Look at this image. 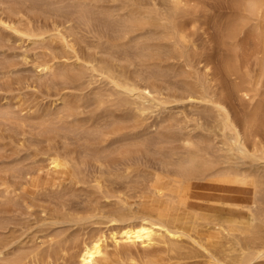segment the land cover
<instances>
[{
  "label": "bare ground",
  "instance_id": "bare-ground-1",
  "mask_svg": "<svg viewBox=\"0 0 264 264\" xmlns=\"http://www.w3.org/2000/svg\"><path fill=\"white\" fill-rule=\"evenodd\" d=\"M185 1L0 0V99H7L0 102V264H55L68 258L67 245L77 249V264L134 261L138 247L171 263L183 264L194 248L205 264L264 262V120L253 108L264 89V0H233L236 18L226 12L232 19L226 15L230 22L219 30L226 41L216 38L231 46L223 64L235 90L254 104L244 116L225 96L233 87L229 94L209 77L219 65L206 72L212 66L204 59L200 66L202 44L190 34L199 17ZM186 14L197 22L190 30ZM247 29L260 39L251 37L263 53L255 54L259 70L252 53L244 62L255 69H244L238 52ZM13 36L28 52L42 49L33 58L23 51L34 79L15 68ZM178 102L198 115L175 118ZM118 181L123 186L114 188ZM46 190L61 201L39 200L36 193ZM37 203L49 230L41 240L24 236ZM85 224L96 225L88 236L55 239ZM149 258L145 264L158 259Z\"/></svg>",
  "mask_w": 264,
  "mask_h": 264
},
{
  "label": "rangeland",
  "instance_id": "rangeland-1",
  "mask_svg": "<svg viewBox=\"0 0 264 264\" xmlns=\"http://www.w3.org/2000/svg\"><path fill=\"white\" fill-rule=\"evenodd\" d=\"M185 1V0H184ZM187 1H188V3H187ZM217 1L218 0H186L185 2L186 3H184L185 5V10H187V11H189V9H191V10H193L192 8H194V10H193V12H194V14L195 15H198V19H195L196 21L197 20H199L198 21V28H196V25H194V26H192L191 24H195V23H197L195 20H194V17H195V15L193 14V12L192 11H189L188 12V14L189 13H191V14H193L192 16H194L193 18H192V16H190L189 15V17L187 16V14H186V16H187V18L188 19H186V21H188L189 19V21H188V28L189 27H191L192 26V28H194V32L192 31L191 32V30H190V28H189V30H190V34H191V36H193L192 38L195 40V42H196V44H199L198 46H200L201 44V46L200 47H198V48H200V49H202L203 50V52H202V50H198L197 52H198V59L201 57V55L199 56V54H201V53H203L202 54V56H204V57H202V59H201V61L203 60V61H210V63H212V64H208V62L206 63V61L204 62V63H200V66H206V64H208V66L209 65H211L212 67H210L211 68V70H209L210 68H207L206 67V69L204 68V70L207 72V71H212V70H214V69H216V67H217V69H219V71H218V73L219 72H223V73H221V77L220 76H215V75H217V73L214 75V72H216V70L215 71H212V73L209 75V77H211L212 78V81L219 87V88H221L218 84H220L221 83V81H222V83L220 84L223 88H221V89H223V90H225L226 89V91H228L229 89H230V86L231 87H233V88H231L229 91L231 92V90H232V92H231V94H230V92L228 91V93L230 94V95H228L227 94V92L225 93V92H223V93H225V96L226 97H228V96H232V97H230L231 98V100H232V102H234L233 103V105H234V109H235V111H238L239 109V111H242V112H240L239 113V111L237 112L238 114H240V116L242 115V114H246V115H248V114H250L252 111H253V108H255L254 110H257L258 112H260V110H261V114L260 115H264V110H262V109H264V89H261V91H260V94H262V98H263V100L261 99V96H260V94H259V96H257V98H259V101H258V99H255L256 101L254 102V104L256 105V103L257 104H260V105H254V107H253V105L250 103V104H248L249 103V101H247L246 99H244V98H241L240 97V93H237V91L235 90V87H234V84H233V77H235V75L234 74H231L230 75V73H229V71L227 70V72L228 73H226L225 72V64H223L224 63V56L226 57V55L225 54H227L228 55V53L229 52H227V50H229L230 51V49L229 48H231V46L229 47L228 45L229 44H227V45H223L224 43L223 42H225L226 41V38H225V35H222V34H220V33H222L223 32V27H222V29H220L221 28V24H222V22L224 23L225 22V20H226V22L228 21V22H230V20L227 18V16L226 15H228V14H230V12L232 13V11L235 13L236 11V7L234 6V5H236V3H234V2H236L235 0H234V2H233V0H222V1H220L222 4H221V6H218L219 5V1H218V3H217ZM228 1L230 2L229 3V5L230 6H234V7H232L231 9H229L230 8V6L228 5ZM189 2H190V4H189ZM233 2V3H232ZM218 4V5H217ZM188 5V6H187ZM191 5H194L195 7H193V6H191ZM187 7H189V8H187ZM235 8V9H234ZM230 10H232V11H230ZM187 11H186V13H187ZM230 11V12H229ZM226 12L228 13V14H226ZM234 13H232V14H230V15H233ZM236 14L237 13H235V15H233L232 17H235L236 18ZM230 15H228L229 17H231ZM224 16H226V17H224ZM232 17L230 18V19H232ZM196 18H197V16H196ZM226 18V19H225ZM191 19L193 20L192 22L193 23H190L191 22ZM233 20H234V18H233ZM225 22V24H227ZM232 22V21H231ZM225 24H223V26L226 28V26H225ZM191 25V26H190ZM196 28V29H195ZM0 30L2 31V29L0 28ZM219 30H221L220 31V33H219ZM225 30V29H224ZM248 31H250L251 32V34H253V32H255V31H251V29L249 30V29H247ZM247 30H246V32H247ZM197 31V32H196ZM250 32L249 33H247V35L249 36V38H251V37H255L254 39H256V41H257V43L259 44V45H261V43H260V39H259V37H258V35L257 36H254L255 35V33L253 34V36L250 34ZM219 34V36H218V38H225V41H222L221 39H220V42H219V44L221 43V41H222V43L220 44V45H223V46H218L219 44H218V42H217V35ZM224 34V33H223ZM257 34V33H256ZM221 35H222V37H221ZM247 35H246V33H243V34H241L240 35V38H242V39H240V41L239 42H241V44H240V46H241V49H240V47L238 48V52H239V55L241 56V59H242V57L244 56V59L242 60V64H244V69H246L247 67H249V68H251V64H250V62L253 64L254 63V61H255V63L256 64H254L256 67L259 65L258 63L260 62V60L258 61V63H257V58H259L260 59V57H258L257 55H259V56H263V53L262 52H260L259 51V49H257V46H259L257 43H256V41L254 42L253 41V39L251 40V41H253L252 43H251V41H249V40H247V39H249V38H246L247 37ZM251 35V36H250ZM242 36H244V38H246L245 39V41H244V39H243V37ZM14 37V36H13ZM194 37H196V38H194ZM208 37H209V39H210V41H209V39H208ZM258 39H257V38ZM14 38H16V37H14ZM14 38H12V40L14 39ZM201 41V43H200V41ZM206 40L208 41L207 43H205L206 42ZM219 40V39H218ZM20 41H22L21 39L20 40H18L17 38L16 39H14L13 40V42L10 40L9 42H7V43H10L11 42V46L9 45V49H7V50H9V52H11V53H9L8 51H7V53H9V55H10V57H12L14 60L15 59H17V60H15L16 61V69H18V71H19V73H23V75H24V73H26V74H31L32 73V69H34V66H33V62H31V63H28V64H26L25 63V59H23L22 60V55H24L25 56V52H26V54L28 55V53H30L31 54V56H28V59L31 57V58H33V56H34V52H36L37 50L38 51H41L42 49H38V48H36V51L35 50H33V49H29V52L26 50V47H25V45H26V42H21V44H20ZM247 41H249L248 43H247ZM199 42V43H198ZM216 43V46H215V43ZM210 43L212 44V43H214L213 45H211V47H212V49H210L211 47H210ZM242 43H244V44H248V46L249 47H245V46H242V45H244V44H242ZM226 44V43H225ZM249 44H252V45H249ZM257 46H256V45ZM207 45V46H206ZM203 46H204V49L206 50V53H207V55L205 54L204 55V53H205V50L203 49ZM214 46V47H213ZM25 47V48H24ZM207 47H208V49H207ZM210 47V48H209ZM250 49V47H252L251 49H253V52H250L249 50V52L248 51H246V49ZM7 48H8V46H7ZM224 48L225 49H227L226 51H224ZM258 48H260V46L258 47ZM215 49V53H214V50ZM250 49V50H251ZM256 49H257V51H256ZM24 50H26L25 52H23ZM212 50V51H211ZM242 52H241V51ZM31 51H33L32 53H31ZM224 51V52H223ZM256 51V52H255ZM201 52V53H200ZM208 52H212V53H214L213 55H212V57H211V55H210V53L208 54ZM226 52V53H225ZM245 52V53H244ZM246 52H248V53H246ZM258 52V54L256 55V57H255V54ZM12 53H14V54H12ZM211 53V54H212ZM250 53H252V54H250ZM12 54V55H11ZM219 54H220V56H219ZM222 54V55H221ZM246 54H247V56H246ZM248 54H250V56L252 57H250ZM15 55V56H14ZM210 55V56H209ZM254 55V56H253ZM207 56V57H206ZM213 56H215V57H213ZM261 56V57H262ZM208 57H209V59H208ZM223 57V58H222ZM251 59H253V60H251ZM24 58V57H23ZM30 58V59H31ZM212 58V59H211ZM245 58L248 60V61H250V62H248V61H246V63L244 62L245 61ZM256 58V59H255ZM29 59V60H30ZM205 59V60H204ZM208 59V60H207ZM25 60V61H24ZM200 60V59H199ZM213 60V61H212ZM220 60V61H219ZM24 61V62H23ZM220 62H222L221 64H219ZM249 64H248V63ZM25 63V64H24ZM19 64V65H18ZM222 65H224V67L222 66ZM249 65V66H248ZM18 66V67H17ZM31 66V67H30ZM203 66V67H204ZM247 66V67H246ZM255 66H252V68L251 69H255ZM202 67V68H203ZM254 67V68H253ZM21 70V72H20V70ZM223 69V71H221ZM257 69L259 70V66L257 67ZM32 70V71H31ZM35 70V69H34ZM203 71V70H202ZM205 71H203V72H205ZM17 72V71H16ZM34 73H36V70L35 71H33ZM18 73V72H17ZM17 73H15L17 76H20V74L18 75ZM34 73H32L31 75L33 76V74ZM25 74V75H26ZM223 74V75H222ZM23 75H21V76H23ZM25 75L23 76V77H25ZM31 75H26V76H28L29 78H30V76ZM37 75V74H36ZM35 75V76H36ZM230 75V77H228ZM213 76V77H212ZM221 79H219V78ZM32 79H34V76H33V78ZM231 79V80H230ZM223 81H225V84H224V82ZM230 81V83H228V85L229 84H231L232 83V85H229V86H227V82H229ZM218 83V84H217ZM224 85H226L227 86V88H226V86H225V89H224ZM263 86H264V81H263ZM261 87V88H264V87ZM229 87V88H228ZM228 89V90H227ZM222 90V91H223ZM3 94V92L0 90V94ZM224 96V95H223ZM2 97V95H0V98ZM234 97V98H233ZM15 99H17L18 100V98H15ZM241 99V100H240ZM244 99V100H243ZM1 100H2V102L4 103L7 99H4V97H3V99H0V102H1ZM17 100H14V99H11L10 98V101L11 102H13L14 103V101H16L17 102ZM48 98L47 99H45V101L44 102H47L48 103ZM243 100V101H242ZM263 101V103H260V102H262ZM258 101V102H257ZM16 102H15V104H16ZM46 103V104H47ZM182 103L183 102H178V103H176V104H174V106H173V104H170V106L172 107V109L170 110V112H171V114H173L174 115V117L175 118H179V116L181 117H183V119H182V117H181V119L182 120H184L185 119V117L188 119H190V118H192L193 117V113H195V116H197L198 115V109H196L195 110V108L194 107H192V106H190L188 103H183L184 105H182ZM242 103V104H241ZM244 104V105H243ZM179 105V106H178ZM237 105V106H236ZM181 106H183V108L181 109ZM188 106H190V107H188ZM236 106V107H235ZM245 107V109H244V107ZM257 106H260L259 108L257 107ZM263 106V107H262ZM186 107V108H185ZM253 107V108H252ZM179 108L180 109V112H178L179 111V109H178V111H177V109ZM191 110H190V109ZM237 108V109H236ZM239 108V109H238ZM175 109V110H174ZM249 109V110H248ZM251 109H252V111H251ZM186 110V111H185ZM243 110L245 111V110H247L246 112H243ZM176 112V114H175V112ZM251 111V112H250ZM169 111H168V114L170 113ZM256 112V111H255ZM258 112L257 113H255V114H257L258 115ZM177 113H179V114H177ZM182 113H184V115L182 114ZM185 113H187V114H190V115H186ZM168 114H166V115H168ZM193 114V115H192ZM244 114V115H245ZM244 115H242V116H244ZM260 115H258L257 116V118H261V119H259V121L260 120H264V117H263V115H262V117H260ZM194 116V117H195ZM179 120H180V118H179ZM259 121H257L256 123H255V127H256V124L259 122ZM191 124H193L192 122H190ZM252 126H254V125H252ZM92 179H93V177L91 176V175H89V176H87V183L89 184V183H91L92 182ZM120 183L121 182H116L115 184H112L113 185V187L115 186L116 188L117 187H122L123 186V184L121 183V185H120ZM114 187V188H115ZM112 190H115V189H112ZM118 190V191H117ZM117 190H115V192L114 193H116V194H122L123 192H119V191H123V189L121 190V189H117ZM203 191H205V192H208L209 191V189H202ZM119 192V193H118ZM127 192V190L125 189L124 190V193H126ZM37 194V198L39 199V200H41V201H43V202H46L45 204H48V203H50V204H53V203H59L60 201H61V199H62V195H60V194H57V193H54V192H52V191H48V190H46V191H41V192H38V193H36ZM68 195V194H67ZM69 195H71V194H69ZM74 196H76V195H74ZM74 196H73V194L71 195V196H69V197H72V198H70L71 200L72 199H74ZM67 198H68V196H67ZM76 199V201H78L80 198H79V196L77 195L76 197H75ZM73 201V202H76V201ZM38 204L39 203H37V205L34 207V208H32V211H33V213L31 214V216H29V218H30V220H31V226L29 227V228H27V230H26V234H24V236H27V237H32L33 236V234L35 233V234H38L37 236H39V238H37V240H41V239H45L46 238V236H45V234H47V232H49V230L47 229V226L46 225H42V222H41V215H43V213H40L39 212V207H38ZM222 213L223 214H229L228 213V211L227 210H223L222 211ZM37 220V222H34V220ZM85 226V227H84ZM86 226H87V228H86ZM91 226V227H90ZM94 226H96L95 224H85V225H83L82 226V231H83V229H84V232H85V234L81 231V227H79V226H73V227H70V228H66V229H64L65 231H63L62 230V232H60L61 233V235L59 234V235H57L56 237H55V239L56 240H59V237H60V239H63L64 241L65 240H67V243H71L72 241H74V239L76 240L77 238H79V239H81V237L83 238V237H86V236H88L89 235V233L90 232H93L94 231ZM41 228H43L42 230H41ZM78 228V229H77ZM86 228V229H85ZM93 228V231L91 230ZM77 230H80L81 232H82V234H81V232L79 233V232H77ZM88 230H91V231H88ZM88 231V232H87ZM62 233H64V235L62 234ZM75 233H79V234H77L78 235V237H76L75 238V236H77ZM73 234H75L74 235V237H73ZM87 234V235H86ZM92 234V233H91ZM70 237H69V236ZM85 235V236H84ZM65 236V237H64ZM80 236V237H79ZM72 237H73V239H72ZM58 238V239H57ZM69 238V239H68ZM70 239H71V242H69L70 241ZM110 240V239H109ZM110 242V241H109ZM188 244H190V243H187L186 242V246H188L189 248H187L188 250H192V247L193 246H191V245H188ZM68 246V249H69V256L68 255H66V256H68V258H66L65 256L61 259V257H60V260L62 261H60V260H57V262L55 263V264H58V262H59V264H77V262L75 263H73V261H75V259H73L72 257H71V253H72V251L74 252V251H76L77 249L76 248H70V245H67ZM112 247V245H110V248ZM140 248V249H139ZM191 248V249H190ZM194 248V247H193ZM73 249V250H72ZM76 249V250H75ZM138 249L139 250H137V248L135 249V247H133V251L135 250H137V251H141V252H134L135 253V255L133 254V256L132 257H134V261H130V258H127V260L125 259V260H123V261H121V263L122 264H127V262H129L128 264H133L132 262H134V264H145V263H148V262H146V260H147V258H149V261H155L156 259H157V257H158V259L155 261L156 263L155 264H178V261L179 260H172L173 261V263H171V260H168V258L166 259L165 257H164V253L162 252H158V251H142L143 249L141 248V247H138ZM195 249V252L194 253H196V254H201L199 251H196L197 249L196 248H194ZM193 249V250H194ZM193 250H192V253H193ZM156 252V253H155ZM138 253H140V256H141V259L139 260L138 259ZM190 254L189 256H187V257H185L184 259L185 260H182L183 261V264H205V262L207 263V259H206V257L204 256L203 257V255H193V254ZM149 256H147V255ZM151 255V256H150ZM157 255V256H156ZM161 255V256H160ZM192 255V256H191ZM154 257V259H152L153 257ZM193 256H195V257H193ZM201 256V257H200ZM137 257V258H136ZM205 258L206 259V261H204L205 259H203V258ZM72 258V259H71ZM140 258V257H139ZM67 259H68V261H67ZM137 259V263H136V260ZM143 259V260H142ZM183 259V258H182ZM72 261V262H71ZM140 261V262H139ZM163 261V262H162ZM168 261V262H167ZM204 261V262H203ZM61 262V263H60ZM176 262V263H175ZM181 261H179V264H181L180 263ZM185 262V263H184ZM187 262V263H186ZM254 264H264V262H262V260H258V261H256Z\"/></svg>",
  "mask_w": 264,
  "mask_h": 264
}]
</instances>
